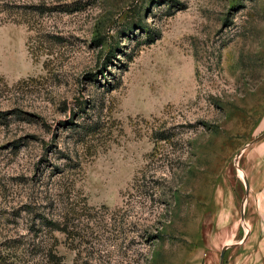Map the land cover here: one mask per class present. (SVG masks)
I'll return each instance as SVG.
<instances>
[{"label": "rangeland", "instance_id": "374dc122", "mask_svg": "<svg viewBox=\"0 0 264 264\" xmlns=\"http://www.w3.org/2000/svg\"><path fill=\"white\" fill-rule=\"evenodd\" d=\"M263 113L264 0H0V242L68 214L61 264H264Z\"/></svg>", "mask_w": 264, "mask_h": 264}, {"label": "trees", "instance_id": "16d2710c", "mask_svg": "<svg viewBox=\"0 0 264 264\" xmlns=\"http://www.w3.org/2000/svg\"><path fill=\"white\" fill-rule=\"evenodd\" d=\"M154 137L169 140L172 135L155 133ZM77 228L68 214H58V217L35 215L25 235L0 242V264H61V257L53 253L55 244H49V239H53L51 233L58 231L66 238L78 239L79 235H74Z\"/></svg>", "mask_w": 264, "mask_h": 264}, {"label": "crops", "instance_id": "0c3cea01", "mask_svg": "<svg viewBox=\"0 0 264 264\" xmlns=\"http://www.w3.org/2000/svg\"><path fill=\"white\" fill-rule=\"evenodd\" d=\"M262 119L264 118V113L261 117ZM260 152L262 151V149H264V144L260 145ZM258 151V148L256 147V149ZM256 153V151H255ZM264 175V174H263ZM263 180H260V183H256L254 185H251L250 183H248L247 185V194H248V198H253V206L255 207H259L260 209H263L264 210V185H262V182ZM254 193H259V195L257 196L256 198V194ZM248 199V200H250ZM205 257H208V259L205 260L204 257L201 258V261H204V262H199V264H218L217 262V256L210 253V254H206L204 255ZM229 264H239V263H235L234 261L232 263H229Z\"/></svg>", "mask_w": 264, "mask_h": 264}]
</instances>
